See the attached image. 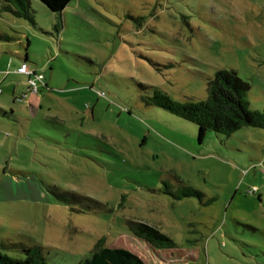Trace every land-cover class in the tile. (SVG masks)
Wrapping results in <instances>:
<instances>
[{"label": "rangeland", "instance_id": "374dc122", "mask_svg": "<svg viewBox=\"0 0 264 264\" xmlns=\"http://www.w3.org/2000/svg\"><path fill=\"white\" fill-rule=\"evenodd\" d=\"M3 4L0 107L13 115L0 114V242L39 246L51 264L98 244L149 264H264V128L199 141L195 123L148 102L154 89L205 99L226 68L264 112V0H71L61 12L29 0L34 22ZM21 62L44 76L36 98ZM165 183L203 195L174 199ZM128 221L175 247L153 255Z\"/></svg>", "mask_w": 264, "mask_h": 264}, {"label": "trees", "instance_id": "16d2710c", "mask_svg": "<svg viewBox=\"0 0 264 264\" xmlns=\"http://www.w3.org/2000/svg\"><path fill=\"white\" fill-rule=\"evenodd\" d=\"M39 1L50 11L61 12L71 0ZM3 2V11L11 12L15 16L24 17L34 22L33 15L29 10V0H3ZM55 26L57 28L58 24ZM9 40L10 37L6 33H0V41ZM24 60H27L26 56ZM21 64H26L29 69H33L26 62H21ZM26 75L28 76L29 85L31 76ZM36 82L37 91L35 94L38 92L39 86L42 85V83ZM249 89L250 84L240 78L233 69L220 68L207 79V97L205 99L178 101L172 99L166 93L154 89L148 102L169 111L173 115L195 123L198 127L197 138L202 141L208 131L229 136L235 130L245 126L264 128V112L252 109L247 100ZM28 91H31L30 85ZM8 113L13 115L11 109L7 112L0 107V114L8 116ZM51 190L62 201H68L69 198L75 197L72 193L61 192L56 187L51 188ZM162 191L171 195L174 199L183 197L201 198L203 195L200 190L191 186H182L177 190H172L167 183H165ZM128 227L132 234L146 245L145 247L149 252L152 249L151 253L153 255L155 253L156 256H161L162 250L175 247V242L169 236L151 225L128 221ZM0 248L14 250L22 254L21 257H12L0 252V264H51L42 255L41 248L36 245L27 246L20 242L1 241ZM78 264L149 263L128 249L98 244L94 247L91 255Z\"/></svg>", "mask_w": 264, "mask_h": 264}, {"label": "built area", "instance_id": "2783aa9c", "mask_svg": "<svg viewBox=\"0 0 264 264\" xmlns=\"http://www.w3.org/2000/svg\"><path fill=\"white\" fill-rule=\"evenodd\" d=\"M18 72L29 74L31 78L29 79V85L31 87L32 92L37 91V82H40L43 84V75L41 73H37L33 69H29L26 64H21V66L17 70ZM263 174H264V169H263Z\"/></svg>", "mask_w": 264, "mask_h": 264}, {"label": "crops", "instance_id": "0c3cea01", "mask_svg": "<svg viewBox=\"0 0 264 264\" xmlns=\"http://www.w3.org/2000/svg\"><path fill=\"white\" fill-rule=\"evenodd\" d=\"M27 95H31L32 97H34V98H36V95H37V93L35 94L34 92H32V91H28V94ZM13 112V111H12Z\"/></svg>", "mask_w": 264, "mask_h": 264}]
</instances>
